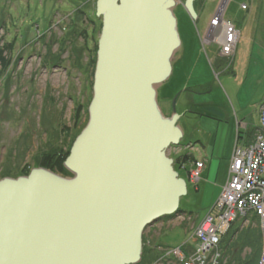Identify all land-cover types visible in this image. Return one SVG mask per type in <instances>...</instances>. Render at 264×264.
I'll use <instances>...</instances> for the list:
<instances>
[{"label":"water","instance_id":"1","mask_svg":"<svg viewBox=\"0 0 264 264\" xmlns=\"http://www.w3.org/2000/svg\"><path fill=\"white\" fill-rule=\"evenodd\" d=\"M197 0L185 10L198 20ZM178 0H97L102 19L87 127L64 177L0 180V264H139L144 233L178 213L188 185L168 155L184 132L158 88L182 47Z\"/></svg>","mask_w":264,"mask_h":264},{"label":"rangeland","instance_id":"2","mask_svg":"<svg viewBox=\"0 0 264 264\" xmlns=\"http://www.w3.org/2000/svg\"><path fill=\"white\" fill-rule=\"evenodd\" d=\"M179 1L182 4L185 2ZM225 1L200 0L196 6L197 21L192 20L185 8H179L176 13L180 22L181 41L185 44L189 41L196 46L192 57L195 68L190 59L189 63L185 62L188 67L179 70L183 63L179 62L181 47L173 60L174 78L171 76L168 82L158 88V97L167 117L172 115L177 100L176 109L181 115L178 125L181 129L186 122L192 126L197 123L195 115L187 113L184 117L181 114L183 107L178 96L186 84L187 74L199 77L205 89L210 87L208 91L215 89L214 93L210 91L208 95L199 96V102L192 104V108H196L197 112L206 111L210 103L227 107L225 95L216 90V85H220L221 72L229 70L232 62L227 58L217 61L219 43L224 38L221 42L213 43L223 32H227L231 25L227 20L241 25L247 24L250 17L252 22L254 17L262 16L261 23L264 25V0ZM96 3L97 0H0V49H6L7 44L16 39L13 49H9L12 53L11 69L5 77L0 76V180L25 177L23 174L27 169L32 171L41 168L38 167L40 157L36 155L42 151L51 152L54 148L68 151L72 148L75 136L79 133L75 125L76 107L79 103L84 106L80 126L85 121V112L93 99V59L102 31V19L95 16ZM243 5L250 9H243ZM79 9L86 16L79 14ZM217 16L227 25L226 29L223 30L221 25L216 26L217 21L214 26ZM85 31L87 37L83 36ZM210 32L215 39H210ZM210 41L213 44L207 45ZM200 52L202 58H198ZM6 56L9 57L8 49ZM187 144L183 138L180 146L185 147ZM176 153L173 147L168 151V155L177 160L176 172L188 185V195L182 198L180 207L188 211L191 209L193 215L183 211L176 216L177 226L165 228L160 234V223L147 228L143 237L144 249L151 247L157 249L158 253H154L152 260L146 256L139 264H183L181 255L185 257L186 251L184 253L181 250L184 253L181 254L176 247L186 243L190 247L194 245L190 239L192 233H188L185 228L193 223V219L195 224L202 222L214 207H211L214 196L212 188H204L201 184L200 192L195 190L196 185L188 175L192 170L191 162L185 163L186 160ZM191 218L192 221L189 220ZM252 219L254 226H244L242 221L237 223L235 240L238 252L233 263L230 257L224 260V264H242L245 258L254 256V250L251 251V247L242 248L239 240L248 231L253 236L261 231L258 219L255 216ZM255 239L252 237L253 241ZM260 248L262 251V240Z\"/></svg>","mask_w":264,"mask_h":264},{"label":"crops","instance_id":"3","mask_svg":"<svg viewBox=\"0 0 264 264\" xmlns=\"http://www.w3.org/2000/svg\"><path fill=\"white\" fill-rule=\"evenodd\" d=\"M255 4L256 2H254ZM249 9L247 7L246 10ZM249 16H251V13ZM261 17H254L252 22L250 17L247 24L241 25L227 20L240 35L236 52L231 60V67L229 70L224 69L221 72L220 85H216L218 88L215 87L217 91L220 90L225 95L224 99L227 107H219L210 103V105H207L206 111L197 112L196 108H192V104L199 102V96L208 95L210 91L214 93L215 89L212 88L208 91L210 87L208 86V89H205L204 82L199 77L195 78L191 74H187L186 84L182 87L178 96L179 103L183 107L181 114L185 117L187 113H191V115L197 117V123L193 126L188 122L181 126L184 138L188 142L186 146H193L194 149L191 152H184L181 157L191 162L192 169L196 167V163L204 165L199 185L195 186V190L200 192L201 184L204 188H212L214 196L211 199V207L215 205L223 189L228 184L230 166L236 148L238 146L249 147L253 145L260 130V109L264 104V25L261 23ZM227 32H223L220 40L216 41V39L213 43L221 42ZM209 34L210 39L214 38L211 32ZM213 43L210 41L209 44H206L212 45ZM195 48V44L189 43V41L187 44L183 43L179 62H183L184 65L182 63V67L179 66L180 71L188 67V61L192 59ZM202 57V53H198V58ZM217 59L219 62L224 60L221 45ZM192 64L195 68L193 59ZM173 70L172 79L175 75V69ZM190 210H184V212L187 215H193ZM192 219L189 220L192 221ZM192 222L185 230L187 229V232H191L193 235V229L197 228L201 222L195 224L194 219ZM176 223V218L160 222L158 224L160 226L158 227L159 234L165 228L170 229L177 226ZM186 244L176 248L179 249Z\"/></svg>","mask_w":264,"mask_h":264},{"label":"built area","instance_id":"4","mask_svg":"<svg viewBox=\"0 0 264 264\" xmlns=\"http://www.w3.org/2000/svg\"><path fill=\"white\" fill-rule=\"evenodd\" d=\"M243 9H247V6H243ZM228 28L229 32L220 45L222 56L231 61L240 35L231 25ZM260 110L261 126L255 143L249 147L236 148L227 186L206 218L193 229L191 239L194 245L190 247L189 244L187 247L186 244L177 250L186 251L185 257L181 255L183 264H222V239L240 221L244 226H254L252 216H257L259 220L263 237L259 264H264V104ZM173 148L177 150L176 155L194 150L193 146ZM195 165L188 173L194 184L199 181L204 168L202 163ZM182 168L187 170L185 166ZM184 253L181 251V254Z\"/></svg>","mask_w":264,"mask_h":264},{"label":"trees","instance_id":"5","mask_svg":"<svg viewBox=\"0 0 264 264\" xmlns=\"http://www.w3.org/2000/svg\"><path fill=\"white\" fill-rule=\"evenodd\" d=\"M78 11H79V14L86 16V13L83 12L81 9H79ZM95 16H96V18H98L96 15V12H95ZM87 20L94 23L89 18H87ZM102 26H103V23H102ZM83 36L87 37V31L83 32ZM15 41H16V39L13 42L8 43L6 46V49H8V52H9V57H7V56L5 57L6 49H0V76L5 77L8 74L7 72H9V70L11 69V66H12L11 54L12 53L9 51V49H11V50L13 49ZM97 52H98V43L96 46V57L93 59L94 68H96V64H97ZM9 80H10V77H8L7 81H9ZM78 105L76 107L75 125H76V128H79L78 129L79 133H78V135L75 136L76 139L83 132V130L87 127L88 122H89V109H87L85 112V115H86L85 121H83L82 124L79 126L80 115H81V111H82L84 106H82V104H80V103ZM76 139H75V141H76ZM53 150H52L53 152L51 151V152H46V153L45 152L43 153V151H42V153H39L36 155V157H40L39 162H38L39 163L38 167L49 169V170H51L57 174L63 175L64 177H72L73 175L65 167V162L70 155L71 148L68 151H64L63 149H60V148H58V149L54 148ZM176 162H177V160H176ZM176 166H178L177 163H176ZM30 172H31V170L27 169L26 171H24L23 176L28 175ZM183 211L184 210L182 208H180V210L178 211L177 214L172 215V216H166V217L160 219L156 224H158L164 220H173L176 218V216L178 214L183 213ZM255 218L258 219L257 216H255ZM236 227H238L237 224L232 227V229L224 237V239L222 240V243H221L223 259L225 260L226 258L231 257V260H232L231 263H233L235 261V257L237 255L236 252H238V249L236 248V245L238 243L235 240V235L238 233V229H236ZM252 237L256 238V239L253 241ZM239 240H241V242H242V248H247V247L250 248L251 247V251L254 250L253 252L256 254V255L254 254V256H252V257L250 256L249 258L248 257L245 258V260H243L244 263H242V264H259L260 256H261L260 244H261V240H262L261 231L258 232L257 236H253L248 231L243 236L241 235V239L239 237ZM146 252H147V254H146ZM154 253H158L157 249H153L151 247L145 248L143 251L142 261L145 260L146 256H148V258H150V260H152ZM224 260L222 261V264H224ZM152 263L153 262H151V264Z\"/></svg>","mask_w":264,"mask_h":264},{"label":"bare ground","instance_id":"6","mask_svg":"<svg viewBox=\"0 0 264 264\" xmlns=\"http://www.w3.org/2000/svg\"><path fill=\"white\" fill-rule=\"evenodd\" d=\"M227 1H228V0H226L225 3H227ZM224 7H225V4H224V6H223L222 8H224ZM216 19H217V20H216V21H217V24H218V22L221 23L220 25L222 26V29H223V30L226 29L227 25L225 26V24L222 23V21L218 18V16H217ZM215 24H216V23H215ZM215 24H214V25H215ZM227 30H228V28H227ZM227 30H226V31H227ZM218 41H219V39H218ZM176 101H177V100H176ZM181 143H182V142H181ZM175 165H176V164H175ZM175 165H174V168H175ZM189 177H190V176H189ZM190 180H191V178H190ZM191 182H192V181H191ZM199 182H200V179H199V181H198L195 185L197 186ZM186 183H187V182H186ZM181 200H182V199H181ZM180 204H181V202H180ZM180 208H181V207H180ZM179 210H180V209H179ZM230 230H231V229H230ZM230 230H229V231H230ZM229 231H228V232H229ZM261 233H262V232H261ZM227 234H228V233H227ZM227 234H226V235H227ZM226 235H225V236H226ZM225 236H224V237H225ZM223 239H224V238H223ZM223 239H222V240H223ZM262 240H263V237H262ZM223 260H224V259H223ZM224 262H225V261H224ZM225 263H226V262H225Z\"/></svg>","mask_w":264,"mask_h":264},{"label":"flooded vegetation","instance_id":"7","mask_svg":"<svg viewBox=\"0 0 264 264\" xmlns=\"http://www.w3.org/2000/svg\"><path fill=\"white\" fill-rule=\"evenodd\" d=\"M187 0H185V2H186ZM200 0H197L196 2H195V8H196V6H197V3L199 2ZM185 2H184V4H182L179 0H178V4H177V6H176V8H175V14L177 13V11H178V9L179 8H185L184 7V5H185ZM176 17H177V14H176ZM177 19H178V17H177ZM199 19V18H198ZM178 24H180V22H179V19H178ZM221 23H218V24H216L217 26H219ZM215 39V38H214ZM218 40V39H217ZM219 40H220V38H219ZM182 45H183V42H182Z\"/></svg>","mask_w":264,"mask_h":264}]
</instances>
